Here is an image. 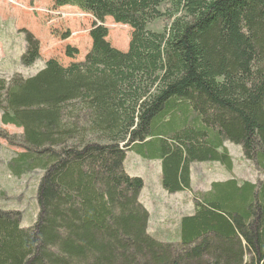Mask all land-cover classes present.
Wrapping results in <instances>:
<instances>
[{"label":"trees","instance_id":"1","mask_svg":"<svg viewBox=\"0 0 264 264\" xmlns=\"http://www.w3.org/2000/svg\"><path fill=\"white\" fill-rule=\"evenodd\" d=\"M13 3V0H8ZM172 4L174 11L160 8ZM94 21L83 61H47L31 78L0 79V138L21 150L17 179L42 170L30 228L0 208V264H264V179L193 188V163L233 168L226 142L264 171V0H54ZM173 19L162 33L148 30ZM128 27L127 52L105 26ZM22 63L41 57L22 31ZM67 36L65 39H68ZM79 52L66 48V57ZM129 151L161 164L169 195L189 192L193 213L168 239L148 231L144 180Z\"/></svg>","mask_w":264,"mask_h":264},{"label":"rangeland","instance_id":"2","mask_svg":"<svg viewBox=\"0 0 264 264\" xmlns=\"http://www.w3.org/2000/svg\"><path fill=\"white\" fill-rule=\"evenodd\" d=\"M160 11L163 13L173 12L174 8L172 4H164ZM93 21L91 16L75 7H55L54 0H13V3L8 0H0V79L9 80L15 74H20L24 78L34 77L44 69L47 61L51 59L58 61L63 66L83 61L92 46L89 32ZM172 22L173 19L163 17L149 24L148 30L162 33L170 27ZM105 26L109 31L108 41L111 45L120 51L127 52L132 37L131 28L115 27L114 21L110 18L106 20ZM23 30L31 32L40 41L41 57L31 67H26L22 63V56L26 49ZM67 36L70 37L65 39ZM69 46L79 52L74 59L66 57V48ZM0 129L13 135L19 134L17 131L22 132L18 129L15 132L14 128L4 126L1 121ZM225 146L233 160V168L228 169L217 162L193 163L191 177L195 190L206 191L211 183L232 178L239 181L249 180L254 183L259 178L264 179V171L258 172L253 164L244 158L242 146L229 141ZM20 153L21 150L8 146L7 142L0 138V208L21 211L22 226L30 228L34 225L38 212L37 183L44 171H31L23 175L21 179H17L9 169L8 162ZM219 166L224 168L223 174L220 176L214 171V168ZM125 169L129 175L144 180L146 186L140 198L143 205H146V197L150 195V190L155 193L165 192L161 185L160 163L144 160L135 152L129 151ZM1 176H4L5 179H2ZM150 184L152 188H150ZM176 196L178 198L172 197L173 201L170 203V207L172 210H176L178 207L182 210L177 211V215L171 218L172 220L176 218L177 221L167 224L172 230L178 226V217L188 215L191 204L194 207L190 194L188 196L187 193H177ZM186 196H188L187 201L181 202L180 200ZM190 200L191 204H188L187 202ZM152 219L157 221L158 217H155L153 213Z\"/></svg>","mask_w":264,"mask_h":264},{"label":"crops","instance_id":"3","mask_svg":"<svg viewBox=\"0 0 264 264\" xmlns=\"http://www.w3.org/2000/svg\"><path fill=\"white\" fill-rule=\"evenodd\" d=\"M16 131L17 130L15 129V132ZM17 132L20 133L21 131H17ZM0 166H1V164H0ZM223 169L224 168L222 166H219V167H215L214 171L216 172V174H218L220 176L221 174H223ZM1 178L5 179L4 176H1ZM223 181H225V180H223ZM215 182H217V181H215ZM145 186H146V184H145ZM150 188H152L151 184H150ZM183 193H185V194L187 193L188 196L190 194L189 192H183ZM176 195L177 194L169 195V194H166V192L155 193L154 191L150 190V195H148L146 197L147 202L145 203L146 204L145 206H148L147 209L150 212V221H149L148 231L152 234H155V235L157 234L162 239H168L169 238V232H174L177 229V227H176L174 230H172L169 227V225H167V224H170L172 221H177L176 218H174L173 220L171 218H173L177 215V211L182 210V208H179V207L176 208V210H172V208L170 207V203L173 201L172 197L178 198ZM188 196H186L185 198H182V200H180V201L181 202L187 201ZM140 198H141V196H140ZM187 203L191 204V200L188 201ZM180 205H182V203H180ZM193 210H194V208L191 204L190 213L191 212L193 213ZM153 213H154L155 217H158L157 221L152 219ZM190 213L188 215H190ZM182 216H185V215H181L178 218L180 219ZM160 218H161V221H160ZM179 219H178V223H179Z\"/></svg>","mask_w":264,"mask_h":264},{"label":"built area","instance_id":"4","mask_svg":"<svg viewBox=\"0 0 264 264\" xmlns=\"http://www.w3.org/2000/svg\"><path fill=\"white\" fill-rule=\"evenodd\" d=\"M68 16V15H67Z\"/></svg>","mask_w":264,"mask_h":264}]
</instances>
